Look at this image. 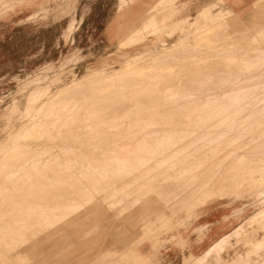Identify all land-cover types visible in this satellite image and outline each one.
Wrapping results in <instances>:
<instances>
[{
    "label": "rangeland",
    "instance_id": "rangeland-1",
    "mask_svg": "<svg viewBox=\"0 0 264 264\" xmlns=\"http://www.w3.org/2000/svg\"><path fill=\"white\" fill-rule=\"evenodd\" d=\"M75 1V8L71 10L69 15L61 17V19L55 21L54 15L56 11L70 8L72 4L71 0H0V21H9L11 25H26V27H28V29L31 31L28 32V34H31L32 32L36 33L40 29H46L51 24L57 23L67 16H72V20L70 21V23H68L67 27L64 26L61 28L62 35L60 41L63 43L58 42L56 44L57 51L59 52L58 55L55 54V56L52 57V55H49V53H47V57H49L50 59L43 60L39 65H33L35 64L33 62V66L30 68L21 67L22 69L17 71L15 74L0 76V112L5 110V108L9 107L13 103L19 104L21 106L20 113L14 115L13 117V125H25L32 119V116L35 115L37 107L42 104L43 101L47 100L51 93L53 94L57 92V90L64 84H67L71 80L84 75L89 68L96 65V61H99L100 58L105 57L110 53H114L113 56L106 60V62L104 63V68L100 67L101 69H99L98 67L99 70H105L108 72L112 69H119L122 67L125 61L129 60V58L138 59L143 64L140 68H137L135 70L144 69L150 72V70H155L161 67H174L172 68V70H170L171 72L169 71L164 73V76L162 75L164 79H160L162 78V76L158 77L157 80L149 79L145 81L146 79H144L139 83L140 86L142 84V87H140L138 86V83L136 81L133 82V80L136 79V76L133 75L130 78H125L126 80H123L122 84H118L115 86V96L113 93L109 97L102 98L100 100V103L99 101L94 102L95 104L92 102V105L82 104L79 101L78 102L81 105L73 102V104H68L67 110L69 111H67L63 115L60 114L55 117L52 116L43 118L50 132L49 134L47 133L46 135H44V137H42V141H39L41 145L40 148L36 147V144L32 141V139L26 141L29 143V147H27L29 149L28 151L32 152L31 155L25 156L26 162L23 160V165H21L22 163H20L14 168H8V170L5 171L0 170V173L2 175V177L0 178V190L9 189L12 193L15 194L10 198V201L8 199L6 204L3 205V208H1L2 222L6 224L8 223L6 226L2 223V227H6L5 229L7 231H10V228L12 227H10L9 225H11L13 226L12 230H15L16 227L18 230V232H16L17 230L14 231L16 233H13L12 230L10 232H7L10 233L9 235L5 233L6 230L3 228L4 231L1 230L2 232L0 233V235L2 236H0L1 239L4 240V242H2L4 247L7 245H10L11 247H8V249H11L12 253L9 254L10 252L8 250L6 255L7 257H10V264H264V195L256 199L254 198L255 195L249 196L245 194V191L248 192L245 183L243 185H237L241 181L240 177L243 178L246 173L263 169V165H258V162H260L259 160H261V162L264 161V127L262 126L264 125V117L258 116V118L260 117L258 119L257 116L251 115V119L248 118L249 120H252L251 122L253 124L251 126V123L248 124V122L245 121V119L247 120V117L245 115L248 114L249 111H252L251 113H253V110L255 111V108L257 109V106L260 108L258 113L262 115V111L264 112V43H262L264 41V26L262 24H257V22L255 21L248 23L240 20L232 11L223 8V6L221 7L223 3L221 0L220 3L217 2L211 5H207L208 7L206 8L203 7L202 9L204 10L200 9L194 17H192L193 13L191 14V9L186 8L184 5L178 3L179 0H171L165 7L159 6L157 9L159 13L161 12L167 14V19L165 21L166 23L162 24V22H160L159 24V22L155 21L154 17H152L151 21H149V19L145 20L144 22L151 24V26L137 27L138 32L135 38L136 40L134 42L126 39V35L124 36V33H127L128 30L130 31L131 29H127L123 26H118L115 28L114 21L112 27L107 29V32L106 29H103L102 31L100 29L97 31L96 36H93V34L91 33L86 35V32H84V35L80 39L81 42L78 43L77 40L80 37L81 33L76 32L77 27L79 26V22L77 23L74 15L80 0ZM47 8H50L48 12L45 11ZM113 13L114 11H111L108 15V18ZM204 13H206L205 16ZM206 16L208 17L206 18ZM212 16L216 17L214 18ZM132 22L133 20H130L128 23ZM137 24H139V22H137ZM72 26H74L72 29V33L67 36L66 30L70 29ZM254 26L257 27L255 28ZM208 27L209 29L211 28L210 31L208 30ZM90 29L88 28L89 31ZM246 30L250 33H247ZM115 32H117L116 35ZM15 33H18V31H16ZM196 33H198L197 39L192 38L194 35H196ZM85 36H88V42ZM127 38H129V36ZM98 39L100 40V42L98 41ZM20 40L22 39H19V41ZM123 40L124 42H122ZM193 40L195 41V43L193 42ZM175 48L177 50H175ZM168 49L171 50L169 51ZM248 72L251 74H249ZM254 72L256 75L254 74ZM168 73L171 75H169ZM83 77L87 79V81H90L91 79H97L95 78L96 76L93 75ZM153 80L154 82H150ZM148 85L150 86V89L158 91V96L155 95L153 99L152 97L147 99V97L149 96H137V93H139V91H142L141 88L148 87ZM73 87L88 90L90 88H99L101 86L97 84L92 85V83L87 82L84 84H75ZM116 87L120 90L117 91ZM131 87H135V90H131ZM254 87L256 88V91L254 90ZM33 88L35 89L34 91ZM129 88L133 93L129 91ZM248 88H250V90ZM242 89L246 91H243ZM169 94L171 95L169 96ZM245 94H247V97H245ZM255 94H259L258 97L262 96V98H257L258 101L255 100L257 97ZM32 96H34L33 99H31ZM135 96H137L138 98ZM172 97L173 99H179L175 101L172 99ZM249 97H251L252 99H250ZM247 101H250V104H246ZM105 102L107 103V105L105 104ZM261 103L263 104V106L261 105ZM73 105H75V107ZM87 105L88 109H98L96 110L97 112L90 110L91 114L89 113L90 115H87ZM93 105H95L96 107ZM76 106L80 109L83 107L85 111L83 109H78ZM103 108H107L108 111L104 110ZM190 109L191 112L188 113ZM102 110H104L108 114V116L106 113L103 114L104 111L102 112ZM154 111H156V114L154 113ZM195 111L199 113H197V116H195ZM146 112H149V115ZM233 112H238V115H235ZM121 113L122 115L126 113L124 115V117H126H122ZM179 113H181L182 115H180ZM94 115L97 116L95 117ZM241 117L243 118L244 122L241 121ZM72 118H74V120ZM87 118L89 119L87 120ZM252 118H255V121ZM185 119L187 120V124L186 122L184 123ZM50 120L51 122H48ZM63 120L64 122H62ZM244 123L249 125L248 128ZM5 125L6 122L0 120V144L6 142L8 140V136H10V130L7 128L5 129ZM144 126L145 128H142ZM242 126L243 128H241ZM261 126L263 128H261ZM67 127H70L71 132ZM255 128L261 130L256 131L257 129ZM247 130L250 132H248ZM255 131L258 133H255ZM240 132H242L243 134H239ZM17 134V132H14V134L12 135L13 137H11L9 141H11V139L12 141L13 139L16 140ZM90 136H93L92 141L95 144L91 140H89L91 139ZM246 136L248 137V139H244V137ZM112 138H114L115 140H112ZM106 140L109 142H107ZM230 140L235 141L231 142ZM45 141L47 142L45 143ZM101 141H106V143L104 142L102 143V145L98 144V146L97 143L101 144ZM184 141H186L187 144ZM237 141L238 143H236ZM114 142L117 144H115ZM167 142H172L173 144H169ZM130 143L132 144V146L135 145L134 148H131ZM163 143L165 145L164 147L163 145L161 147L160 145ZM232 143H234V145L237 144V146L235 145L236 148L232 147ZM103 144L106 145L104 146ZM144 144L145 146H143ZM82 145L83 147H81ZM111 145L113 146L110 147ZM216 145H218L219 147L223 145V149L222 147L218 148V146L216 149ZM109 147L112 149H110ZM243 147L244 149H242ZM2 148L3 147L0 145V150ZM211 148L213 150H211ZM240 149H242L243 152ZM133 150H137L138 153L137 151L133 152ZM142 150L149 153L145 154V152H143ZM216 150L218 151V153H215ZM139 151L140 153H142L140 154ZM202 151H204V154L201 153ZM207 151H215V156L211 154V152L208 153ZM126 153L128 154L126 155ZM132 153L137 154L133 155ZM237 153L238 155H236ZM194 154H196L197 156ZM200 154H202L201 157L196 158ZM205 154H207L208 157ZM186 156L189 159L194 157L195 158L190 159L189 161ZM213 156L215 158H213ZM40 157H42L43 160ZM87 157H89V159ZM104 157L106 160L104 159ZM107 157H116V159L114 158L115 162L114 159L110 158V162L107 161ZM130 157L131 159L133 158V163ZM140 157L142 158L141 162L143 163L140 162ZM203 157L204 160H201L203 159ZM209 157H211L212 159ZM229 157H231V161L230 159H228ZM165 158H167L168 160ZM125 159L127 160V162H131V164L129 162H124ZM149 159L150 161L148 162L147 160ZM223 159L225 160V162L228 161V164L225 163ZM121 160L124 161L121 162ZM158 160L160 161V163ZM217 160H221V162L219 161V163ZM117 161H119L118 164L120 165V167L124 165L123 167H121L122 169L117 164ZM207 161L209 162L204 163ZM107 162L112 164L109 165ZM114 163L115 165L112 166ZM125 163L128 165H125ZM149 163L151 164L149 165ZM132 164H135V166H132ZM131 168H134V170H131ZM145 169H147V171H145ZM119 170L122 173H120ZM122 170L124 171V177L122 176ZM194 170L196 171L194 172ZM103 172L105 176L103 175ZM108 175L109 178L107 177ZM126 175H128V177ZM102 176L104 178H102ZM112 176L116 178H111ZM167 176L169 177V179H167ZM232 176L235 178H233ZM238 176L240 179L238 178ZM145 177H147V179H145ZM217 177L221 178L218 180ZM226 177H228V180L226 179ZM263 178L264 173L261 170L257 178H251V181L249 182L250 187L254 188L256 191H264V182H262ZM108 180L110 181L109 184ZM135 180L137 182H135ZM101 181L102 186L99 184L101 183ZM143 181L148 187L152 182V187L148 188L147 186H143L145 185ZM2 182H4L3 184H6L7 186L4 187ZM75 182L76 184H74ZM77 183H80V185H78ZM104 183L107 187H103ZM133 183H135L136 187H134L135 185H133ZM142 183L143 185H141ZM85 184L87 186H90V188L85 186ZM69 185L70 189L72 187L71 190H69ZM73 186H76L77 188H74ZM119 186H122L123 188H120ZM67 187L68 189L66 190ZM110 187L112 190L110 189ZM94 188H99V190H96ZM113 188L115 189V191H118L114 192ZM151 188L155 189L152 190ZM62 189H64V191ZM88 189H90L88 193L92 194L87 196L86 194ZM161 189H164V193H162ZM68 190L71 192H69ZM120 190L125 193V195L120 192ZM170 190L172 192H170ZM106 191L108 192L106 193ZM127 191H130V193H127ZM152 191L157 192L153 193ZM215 191L221 192L215 195ZM54 192H56L57 196ZM66 192H69L68 194H70V196H66ZM79 192L82 194H79ZM93 192H95L96 194ZM202 192L206 194L212 193L215 196L210 200V197L207 196L208 194H203L205 199L202 201H198V198L203 197ZM240 192L241 194H239ZM60 193H63V195H65L63 196ZM73 193H75V195ZM134 193L138 194L134 195ZM151 193L158 199L162 198L160 199V201H164V198L174 200L172 203H174V205H176L177 207V214L175 216L173 215L172 221L170 223V228H172V230H165L164 228H162V222L159 221V217H154L157 216V213L153 211H147L146 228L139 231L130 230L128 241L125 242L124 238L127 239V237L124 236L125 233L123 224H121V222L126 219V216H128L127 214H131L132 212L136 211L143 204V201H147L148 198L150 199L153 196L150 195ZM170 193H172V196L170 195ZM80 195L82 196V198ZM102 195H104L105 198L102 197ZM136 195H139L138 198ZM244 196L245 198H243ZM48 197L49 201L51 202L48 201ZM71 197L73 198V200ZM79 197L80 199H78ZM44 198L45 200L47 199L46 201H48L49 204L45 200H42ZM236 198H239L240 200L236 201ZM37 199H41L42 201H38ZM100 199H102L103 202ZM96 200L98 201L95 202ZM105 200L109 201L106 202ZM179 200L181 201L179 202ZM40 201L41 204H43L42 202L45 201L44 203L46 204H43V206L45 205L47 207L51 205L49 207L54 208V210L52 208L51 210L49 207H45L46 211H43V206L41 204H38V202ZM54 201H56L57 204ZM91 201L94 203H91ZM53 202L54 204H56V206L53 204ZM188 202H191L194 205H191ZM62 203L66 204L62 205ZM79 203H81V205ZM36 204L41 207L37 208L39 206H37ZM10 205L11 209L13 210L12 213H16H13L15 214V217H13V214L10 211ZM24 207H26L27 210L24 209ZM218 207L224 209L223 223L226 226H229L230 231L224 234L222 237H220V239L216 240L215 243H213L203 251L199 253L193 252V250L191 249V241L189 239L190 235H195V240L193 242L194 245H200L201 243H203V240L205 239V237H207L209 225H207L206 223L204 225H199V220L208 212L213 211ZM63 208H65V212L62 211ZM16 210L18 213L16 212ZM22 210H25L26 213H24V211ZM40 210H42L43 214ZM94 210L96 211L94 212ZM108 210L111 212V214H107L106 217L105 214L109 212ZM39 211L40 215L38 214ZM83 211L85 212L83 213ZM90 211H93L94 213H91ZM123 211L125 212L123 213ZM234 211H236L235 213H238L236 214L238 216L237 220L232 217ZM77 212H79V215ZM67 213H70V215L68 216ZM90 213L92 215H95L92 216L90 215ZM80 214L83 217L80 216ZM84 214L89 215L90 218L88 216L84 217ZM121 214L123 217L121 216ZM16 216L17 218L19 217L17 224L15 222V219H17ZM36 217L37 219H35ZM77 217L78 219H76ZM3 218L8 219H6V221ZM33 219H35V222ZM81 219H83V222L81 221ZM100 219H103L102 225ZM85 221H87V224ZM91 221L95 223H92ZM19 222L20 225L23 224L22 226H20L21 228L18 227ZM90 222L93 226L90 224ZM96 222L100 224L98 225ZM107 222L111 225L107 224ZM39 223L41 225L43 223V225L41 226ZM25 224L27 225V227ZM95 224H97L98 227H96ZM181 224H187L189 225V228L185 229L184 227H182L180 229ZM103 225L105 228L107 227V230H105ZM100 226H102V231H100ZM23 228L25 230H23ZM21 229L24 232H22ZM91 229L94 231H92ZM186 230L189 234L188 237L186 236ZM92 232L93 234H95L93 235ZM179 232L182 236L185 237L186 240H184V242L178 241L177 234ZM24 233L25 235H23ZM20 235L22 236V240H20ZM102 237L106 239L104 240ZM18 239L20 240V242L18 241ZM88 239H90V241H88ZM13 240L14 242L18 241L19 244H21L19 245L18 242H15L11 246ZM32 240L35 244H37L33 245ZM27 243L31 244L29 245ZM30 246L31 249H34L30 250ZM27 248L29 249L27 250ZM175 251L176 253L178 252L179 259L178 261L173 262L169 254ZM70 254L72 256H69ZM190 255H193V259L186 262L185 258L189 257ZM16 256L17 258H20L17 259ZM35 257L37 259H35ZM12 259L14 260V262L17 261V263H14ZM22 260L23 262H25L21 263ZM0 264L9 263H2V260L0 258Z\"/></svg>",
    "mask_w": 264,
    "mask_h": 264
},
{
    "label": "bare ground",
    "instance_id": "bare-ground-1",
    "mask_svg": "<svg viewBox=\"0 0 264 264\" xmlns=\"http://www.w3.org/2000/svg\"><path fill=\"white\" fill-rule=\"evenodd\" d=\"M71 2H72V4H71V7L70 8H68V9H62V10H57L56 11V13H55V21H57V20H59V19H61V17H64V16H66V15H69V13L71 12V10L72 9H74L75 8V0H71ZM264 2V1H263ZM262 4V3H261ZM264 4V3H263ZM141 6V5H140ZM54 9V8H53ZM50 10V8H47L45 11L46 12H48ZM55 10V9H54ZM202 10H204V9H202ZM218 12V11H217ZM210 13V12H209ZM228 13V12H227ZM229 13H231V12H229ZM132 14V13H131ZM199 15H200V13H199ZM206 15V13H204V16ZM232 15H233V13H232ZM133 16H134V13H133ZM211 16V15H210ZM202 17V16H201ZM208 16H206V18H207ZM212 17H214V16H212ZM216 17V16H215ZM214 17V18H215ZM129 18V17H128ZM210 18V17H209ZM50 19V18H49ZM63 20V19H62ZM212 20V19H211ZM210 20V21H211ZM263 21V20H262ZM264 23V22H263ZM246 24V23H245ZM258 24V23H257ZM247 26V25H246ZM73 27L74 26H72L70 29H67L66 30V35L67 36H69L71 33H72V29H73ZM213 27H216V26H213ZM249 27V26H248ZM255 27V26H254ZM257 27V26H256ZM255 27V28H256ZM199 28V27H198ZM250 28V27H249ZM248 28V29H249ZM253 28V27H252ZM251 28V29H252ZM263 28V27H262ZM196 29V28H195ZM200 29V28H199ZM211 29V28H210ZM210 29H209V27H208V30L210 31ZM245 31V30H244ZM247 31V30H246ZM249 31H250V29H249ZM249 31H247V33L249 32ZM137 32H138V30L136 29V27H134V28H131V30L129 31L128 30V32H127V35H126V39H129V41H131V42H134L136 39V36H137ZM196 32V31H195ZM251 32V31H250ZM249 32V33H250ZM245 33V32H244ZM254 33V32H253ZM255 34V33H254ZM197 35H198V33H196V35H194L192 38H194V39H197ZM129 36V38H127ZM125 38V37H124ZM264 39V38H263ZM116 41V40H115ZM122 42H124V40L122 41ZM121 42V43H122ZM193 42L195 43V41L193 40ZM262 43H264V41L262 42ZM117 44V43H116ZM260 44H261V42H260ZM114 46V45H113ZM117 46H119V45H117ZM116 48H118V47H116ZM169 51L171 50V49H168ZM175 50H177L176 48H175ZM110 51V50H109ZM173 52V51H172ZM106 53H107V51H106ZM109 54V53H108ZM113 54L114 53H110L109 55H106L105 57H102V58H100V63H99V61H96V65L94 66V67H91V68H89L88 69V71L84 74V75H82L81 77H77L76 79H73V80H71L69 83H67V84H64L63 86H61L58 90H57V92H55V93H51L50 94V96L48 97V99L47 100H45V101H43L42 102V104H40L38 107H37V110L35 111V115H33L32 116V119L30 120V121H28L25 125H20V126H16V125H13V117H14V115H16V114H19L20 113V111H21V106L19 105V104H16V103H13L12 105H10L9 107H7V108H5V110H3L2 112H0V120H3V121H5L6 122V125H5V129L7 128V129H9L10 131H9V133H10V136H8V140L6 141V142H4L3 144H0L3 148L0 150V170L1 171H5V170H8V168H14L16 165L18 166V164H20V163H22L21 165H23V160L25 161V156H29V155H31L32 154V152L31 151H28L29 149L27 148V147H29L28 146V142H26V141H28V140H30V139H32V141L33 142H35V144H36V147H39L40 148V142L39 141H42L41 139H42V137H44V135H46L47 133L49 134V132H50V130L48 129V127H47V124H45L46 122L44 121V119L43 118H45V117H52V116H57V115H63L64 113H66L67 111H69V110H67L68 109V104H73V102H76L77 104H80L79 102H81L82 104H91L92 105V102L94 103V102H96V101H99V103H100V100L102 99V98H106V97H109L110 95H112L114 92H115V86L116 85H118V84H122V81L123 80H126L125 78H130L131 76H133V75H135L136 76V79L135 80H133V82H137L138 83V86H140L139 85V83L142 81V80H144V79H146L145 81H147V80H149V79H155V80H157L158 79V77H161L164 73H166V72H169L170 70H172V68L174 67H172V66H167V67H161V68H158V69H155V70H150V72L149 71H146V70H135V69H137V68H140L143 64L138 60V59H135V58H129V60H127V61H125V63L122 65V67L121 68H117V69H112V70H110V71H105V70H99V69H101L102 67L104 68L105 67V62H106V60H108L111 56H113ZM169 54V53H168ZM173 54V53H172ZM171 55V54H170ZM104 56V55H103ZM101 57V56H100ZM84 60V59H83ZM143 61V60H142ZM123 62V61H122ZM145 63V62H144ZM252 64V63H251ZM256 66V65H255ZM98 67H99V69H98ZM101 67V68H100ZM165 68V69H164ZM171 72V71H170ZM148 73H149V76H148ZM249 73V72H248ZM247 73V74H248ZM169 74V73H168ZM177 74V73H176ZM249 74H251V73H249ZM254 74H255V72H254ZM96 76L95 78H97V79H91L90 81H87V79H85L83 76ZM169 75H171V74H169ZM168 75V76H169ZM252 75H253V73H252ZM256 75V74H255ZM164 76V75H163ZM162 76V78H160V79H164V77ZM168 76H167V78H168ZM94 78V77H93ZM247 80V79H246ZM251 81V80H250ZM253 81V80H252ZM87 82H89V83H92V85L93 84H97V85H100L101 87H99V88H90V89H88V90H85V89H82V88H74L73 86L75 85V84H84V83H87ZM128 82V81H127ZM149 82V81H148ZM150 82H154V80L153 81H150ZM156 82V81H155ZM257 82V81H256ZM264 82V81H263ZM249 83V82H248ZM251 83V82H250ZM262 83V82H261ZM154 84V83H153ZM152 84V85H153ZM157 84V83H156ZM155 84V85H156ZM253 84H255V83H253ZM85 85H87V84H85ZM84 85V86H85ZM151 85V84H150ZM258 85H259V82H258ZM258 85H256V86H258ZM122 86V85H121ZM179 86V85H178ZM255 86V87H256ZM83 87V86H82ZM140 87H142V84H141V86ZM143 87H145V86H143ZM150 86L148 85V87H145V88H141V90L142 91H139V93H137V96L138 95H143V96H149V97H147V99L148 98H150V97H152V99H153V97L155 96V95H157L158 93V91L157 90H152V89H150L149 88ZM254 87V90L256 89ZM260 87V86H259ZM132 89L131 90H133L134 88L133 87H131ZM138 88V87H137ZM87 89V88H86ZM116 89H117V87H116ZM153 89H154V86H153ZM158 89V88H157ZM180 89H181V87H180ZM243 89H245V88H243ZM242 89V90H243ZM249 90H250V88H248ZM247 89V90H248ZM252 89V88H251ZM258 89H261V88H258ZM35 89L33 88V91H34ZM39 90V89H38ZM118 90H120V89H117V91ZM124 90V89H123ZM122 90V91H123ZM126 90V89H125ZM128 90V89H127ZM131 90H130V88H129V91L131 92ZM135 90V89H134ZM170 90V89H169ZM253 90V89H252ZM251 90V91H252ZM264 90V89H263ZM175 91V90H174ZM243 91H246V90H243ZM250 91V92H251ZM256 91V90H255ZM74 92H78V93H74ZM124 92V91H123ZM122 92V93H123ZM126 92V91H125ZM128 92V91H127ZM129 92V93H130ZM167 92H168V89H167ZM169 92H171V91H169ZM253 92V91H252ZM262 92V91H261ZM121 93V94H122ZM131 93H133V92H131ZM165 93H166V91H165ZM165 93H164V95H165ZM177 93V92H176ZM257 93V92H256ZM115 94L116 93H114V96H115ZM174 94V93H173ZM251 94V93H250ZM254 94V93H253ZM261 94V93H260ZM49 95V94H48ZM171 94H169V96H170ZM175 95V94H174ZM247 94H245V97H247L246 96ZM252 95V94H251ZM257 97H256V99L255 100H257V98H262V96H260V97H258V95L257 94H255ZM117 96H119V95H117ZM122 96V95H121ZM125 96V95H124ZM128 96H129V94H128ZM137 96H135V97H137ZM158 96V95H157ZM173 96V95H172ZM176 96V95H175ZM174 96V97H175ZM200 96V95H199ZM232 96V95H231ZM254 96V95H253ZM33 97L34 96H32L31 97V99H33ZM112 97V96H111ZM130 97H132V96H130ZM134 97V96H133ZM140 97V96H139ZM160 97H162V96H160ZM164 97V96H163ZM233 97V96H232ZM252 97V96H251ZM251 97H249L250 99H252ZM138 98V97H137ZM141 98V97H140ZM180 98H181V96H180ZM189 98V97H188ZM224 98V97H223ZM239 98V97H238ZM255 98V97H254ZM131 99H134V98H131ZM146 99V98H145ZM167 99H169V98H167ZM171 99V98H170ZM172 99H173V97H172ZM179 99V98H178ZM178 99H173V100H178ZM199 99V98H198ZM203 99V98H202ZM234 99V98H233ZM127 100V99H126ZM166 100V99H165ZM239 100V99H238ZM237 100V101H238ZM262 100V99H261ZM79 101V102H78ZM105 101V100H104ZM113 101V100H112ZM124 101V100H123ZM169 101H171V100H169ZM231 101H232V99H231ZM244 101V100H243ZM258 101V100H257ZM126 102V101H125ZM180 102V101H179ZM253 102V101H252ZM99 103H96V104H99ZM234 103H235V101H234ZM247 103H249L250 104V101L248 102H246V104ZM260 103V102H259ZM258 103V104H259ZM264 103V102H263ZM75 104V103H74ZM95 104V103H94ZM105 104L107 105V103L105 102ZM112 104V103H111ZM171 104V103H170ZM245 104V105H246ZM257 104V105H258ZM76 105V104H75ZM75 105H73L74 107H75ZM81 105V104H80ZM80 105H79V107H80ZM88 105H87V115H90L91 114V112H90V110H93V109H88ZM102 105V104H101ZM105 105V106H106ZM173 105V104H172ZM171 105V106H172ZM205 105V104H204ZM236 105V104H235ZM239 105V104H238ZM261 105L263 106V104L261 103ZM28 106H29V104H28ZM72 106V107H73ZM83 106V105H82ZM81 106V107H82ZM93 106H95V105H93ZM98 106V105H97ZM103 106V105H102ZM117 106V105H116ZM181 106V105H180ZM233 106V105H232ZM248 106H250V105H248ZM260 106V105H259ZM77 107V106H76ZM79 107H77L78 109H80ZM91 107V106H90ZM89 107V108H90ZM96 107V106H95ZM203 107V106H202ZM217 107V106H216ZM240 107V106H239ZM247 107V106H246ZM252 107V106H251ZM27 108V107H26ZM76 108V109H77ZM92 108V107H91ZM94 108V107H93ZM100 108V107H99ZM178 108V107H177ZM229 108V107H228ZM261 108H263V107H261ZM30 109V108H29ZM71 109V108H70ZM81 109H83V107L81 108ZM80 109V110H81ZM104 109V108H103ZM108 109H109V107H108ZM158 109H160V108H158ZM196 109H197V107H196ZM231 109V108H230ZM242 109V108H241ZM249 109H250V107H249ZM264 109V108H263ZM84 110V109H83ZM96 110H98V109H94L93 111H95V112H97ZM104 110H107V108H105ZM104 110H102V112L104 111ZM260 110V108L257 106V109L255 108V111L253 110V113H251L252 111H249L248 112V114H246L245 116L247 117V120L245 119V121L246 122H248V124L249 123H251V126H252V120H249V119H251L250 117H251V115H255V116H257V118H258V116H263L264 117V112L262 111V115L260 114V113H258V111ZM27 111V110H26ZM85 111V110H84ZM108 111V110H107ZM151 111V110H150ZM149 111V112H150ZM182 111V110H181ZM186 111H187V109H186ZM196 111H199V110H196ZM194 112V113H196V115L195 116H197V113L198 112ZM241 111V110H240ZM244 111V110H243ZM28 112V111H27ZM148 112V113H149ZM153 112V111H152ZM183 112V111H182ZM189 112H191V109H190V111H188V113ZM246 112V111H245ZM69 113V112H68ZM68 113H67V115H68ZM90 113V114H89ZM101 113V112H100ZM104 113H106L105 111L103 112V114ZM136 113V112H135ZM145 113V112H144ZM143 113V114H144ZM147 113V112H146ZM147 113V114H148ZM154 113L156 114V111H154ZM194 113H192V114H194ZM221 113V112H220ZM234 113V112H233ZM232 113V114H233ZM241 113V112H240ZM239 113V114H240ZM244 113V112H243ZM23 114V113H22ZM21 114V115H22ZM70 114V113H69ZM85 114V115H86ZM107 114V113H106ZM126 114V113H125ZM125 114H123L122 115V113H121V116L122 117H124V115ZM180 115H182L181 113H179ZM192 114H191V116H192ZM199 114V113H198ZM228 114H229V112H228ZM235 115L237 114L238 115V112H235L234 113ZM242 114V113H241ZM240 114V115H241ZM260 114V115H259ZM24 115V114H23ZM66 115V114H65ZM65 115H64V117H65ZM98 115V114H97ZM96 115V116H97ZM100 115H102V114H100ZM132 115V114H131ZM135 115H138V114H135ZM145 115V114H144ZM149 115V114H148ZM186 115H187V112H186ZM185 115V116H186ZM203 115V114H202ZM234 115V116H235ZM76 116V115H75ZM95 116V115H94ZM95 116V117H96ZM107 116H108V114H107ZM130 116V115H129ZM174 116V115H173ZM242 116H244V115H242ZM70 117V116H69ZM126 117V116H125ZM124 117V118H125ZM131 117V116H130ZM170 117V116H169ZM182 117V116H181ZM190 117V116H189ZM216 117V116H215ZM254 117V116H253ZM85 118V117H84ZM183 118V117H182ZM191 118V117H190ZM242 118V117H241ZM249 118V119H248ZM256 118V119H257ZM260 118V117H259ZM258 118V119H259ZM61 119V118H60ZM64 119V118H63ZM69 119V118H68ZM73 120H74V118H72ZM89 118H87V120H88ZM127 119V118H126ZM178 119V118H177ZM176 119V120H177ZM184 119V118H183ZM205 119V118H204ZM253 119V118H252ZM53 120V119H52ZM65 120V119H64ZM64 120L62 121V122H64ZM72 120V121H73ZM90 120H92V119H90ZM90 120H89V123H90ZM175 120V119H174ZM202 120V119H201ZM221 120V119H220ZM254 121H255V118L253 119ZM82 121H83V119H82ZM128 121V120H127ZM132 121V120H131ZM134 121V120H133ZM187 120L185 119V121H184V123L186 122ZM190 121V120H189ZM188 121V122H189ZM236 121V120H235ZM241 121H243V118L241 119ZM48 122H51V120L50 121H48ZM203 122V121H202ZM201 122V123H202ZM244 122V121H243ZM262 122H263V119H262ZM68 123V122H67ZM85 123H87V122H85ZM151 123V122H150ZM183 123V122H182ZM227 123V122H226ZM238 123H240V122H238ZM66 124V123H65ZM95 124H96V122H95ZM186 124H187V122H186ZM221 124V123H220ZM243 124V123H242ZM244 124H246V123H244ZM255 124H256V122H255ZM259 124V123H258ZM57 125V124H56ZM185 125V124H184ZM241 125V124H240ZM94 126V125H93ZM183 126V125H182ZM231 126V125H230ZM239 126V125H238ZM246 126H247V128H248V126L249 125H247L246 124ZM246 126H244V127H246ZM250 126V127H251ZM256 126V125H255ZM263 127H264V125H262ZM261 126V128H263ZM147 127V126H146ZM185 127V126H184ZM188 127V126H187ZM240 127V126H239ZM249 127V128H250ZM259 127V126H258ZM67 128H69V131L71 132V130H70V127H67ZM72 128V127H71ZM142 128H145V126L144 127H142ZM214 128H216V127H214ZM241 128H243V126L241 127ZM240 128V129H241ZM253 128V127H252ZM183 129V128H182ZM231 129V128H230ZM245 129V128H244ZM255 129H257V128H255ZM254 129V130H255ZM68 130V129H67ZM75 130V129H74ZM220 130V129H219ZM233 130V129H232ZM242 130V129H241ZM249 130V129H248ZM247 130V131H248ZM259 129H257L256 131H258ZM261 130V129H260ZM259 130V131H260ZM56 131V130H55ZM69 131H67V132H69ZM197 131V130H196ZM226 131V130H225ZM229 131V130H228ZM240 131V130H239ZM255 131V133H258V132H256ZM14 132H17L18 134H17V139L16 140H14L13 139V141H12V139H11V141H9V139L11 138V137H13L12 135L14 134ZM223 132V131H222ZM238 132V131H237ZM248 132H250V131H248ZM254 132V131H253ZM60 133V132H59ZM212 133V132H211ZM242 132H240L239 134H241ZM243 133H244V131H243ZM242 133V134H243ZM246 133V132H245ZM92 134V133H91ZM94 134V133H93ZM222 134V133H221ZM233 134H235V133H233ZM248 134V133H247ZM90 135V134H89ZM95 135V134H94ZM238 135V134H237ZM244 135H246V134H244ZM252 135V134H251ZM112 136H114V135H112ZM111 136V137H112ZM208 136V135H207ZM225 136V135H224ZM230 136V135H229ZM240 136V135H239ZM248 136V135H247ZM244 137V139L246 138V139H248V137ZM253 136V135H252ZM92 137L93 136H90V138L91 139H89V140H91L92 141ZM172 137V136H171ZM180 137H182V136H180ZM186 137V136H185ZM241 137H242V135H241ZM250 137V136H249ZM4 138V137H3ZM52 138V137H51ZM224 138V137H223ZM114 138H112V140H113ZM158 139V138H157ZM175 139V138H174ZM184 139H186V138H184ZM250 139V138H249ZM50 140V139H49ZM48 140V141H49ZM108 140V139H107ZM106 140V141H107ZM110 140V139H109ZM112 140H111V142H112ZM115 140V139H114ZM179 140V139H178ZM195 140V139H194ZM193 140V141H194ZM232 140V139H231ZM230 140V141H231ZM256 140V139H255ZM263 140V139H262ZM31 141V142H32ZM94 141H95V139H94ZM106 141H104L105 143H106ZM118 141V140H117ZM128 141H130V140H128ZM141 141V140H140ZM148 141V140H147ZM165 141V140H164ZM171 141V140H170ZM233 141H235V140H233ZM233 141H231V142H233ZM47 141H45V143H46ZM85 142V141H84ZM88 142V141H87ZM90 142V141H89ZM93 142V141H92ZM99 142V141H98ZM104 142H102L101 141V144L100 143H97V145L99 144V145H102V143H104ZM107 142H109V141H107ZM183 142V141H182ZM184 142H186V141H184ZM241 142H242V140H241ZM44 143V142H43ZM70 143V142H69ZM94 143V142H93ZM92 143V144H93ZM115 143V142H114ZM127 143V142H126ZM129 143V142H128ZM161 143V142H160ZM167 143H169V142H167ZM170 143H172V142H170ZM169 143V144H170ZM228 143V142H227ZM230 143V142H229ZM236 143H238V141L236 142ZM95 144V143H94ZM115 144H117V143H115ZM131 144V143H130ZM173 144V143H172ZM186 144H187V142H186ZM233 145H232V147H235V145L237 146V144H235L234 145V143H232ZM44 145V144H43ZM46 145V144H45ZM65 145V144H64ZM86 145V144H85ZM98 145V146H99ZM104 145V144H103ZM106 145V144H105ZM104 145V146H105ZM141 145V144H140ZM162 145H163V147H164V143L163 144H161L160 146L162 147ZM182 145V144H181ZM242 145V144H241ZM240 145V146H241ZM48 146V145H47ZM46 146V147H47ZM67 146V145H66ZM72 146V145H71ZM95 146V145H94ZM113 145H111L110 147H112ZM131 146V148L133 147L134 148V146H132V144L130 145ZM142 146V145H141ZM143 146H145V144L143 145ZM160 146H158V147H160ZM204 146V145H203ZM208 146V145H207ZM217 146L218 145H216V149H217ZM223 145H221L220 147H222ZM226 146V145H225ZM231 146V145H230ZM45 147V148H46ZM81 147H83V145L81 146ZM81 147H80V149H81ZM85 147V146H84ZM89 147V146H88ZM87 147V148H88ZM97 147V146H96ZM95 147V148H96ZM109 147V148H110ZM124 147V146H123ZM151 147H153V146H151ZM157 147V146H156ZM188 147V146H187ZM219 146H218V148H220ZM227 147V146H226ZM231 147V148H232ZM239 147V146H238ZM250 147V146H249ZM248 147V148H249ZM264 147V146H263ZM86 148V149H87ZM108 148V149H109ZM114 148H117V147H114ZM143 148V147H142ZM186 148V147H185ZM206 148V147H205ZM230 148V147H229ZM229 148H228V150H229ZM236 148V147H235ZM235 148H234V150H235ZM246 148H247V146H246ZM245 148V149H246ZM252 148V147H251ZM258 148V147H257ZM65 149V148H64ZM75 149V148H74ZM110 149H112V148H110ZM119 149H121V148H119ZM155 149V148H154ZM222 149H223V147H222ZM226 149V148H225ZM224 149V150H225ZM242 149H244V147L242 148ZM242 149H240V150H242ZM37 150V149H36ZM40 150V149H39ZM63 150V149H62ZM102 150H104V149H102ZM115 150V149H114ZM123 150V149H122ZM140 150V149H139ZM148 150V149H147ZM161 150V149H160ZM185 150V149H184ZM210 150V149H209ZM208 150V151H209ZM211 150H213L212 148H211ZM219 150V149H218ZM227 150V149H226ZM232 150V149H231ZM238 150H239V148H238ZM258 150V149H257ZM263 150V149H262ZM121 151V150H120ZM137 151V150H136ZM135 150H133V152H136ZM143 151V150H142ZM170 151V150H169ZM186 151V150H185ZM207 151V152H208ZM261 151V150H260ZM260 151H259V153H260ZM38 152V151H37ZM40 152V151H39ZM65 152V151H64ZM115 152H116V150H115ZM128 152V151H127ZM132 152V151H131ZM143 152H145V151H143ZM154 152V151H153ZM200 152V151H199ZM204 151H202L201 153H203ZM205 152H206V150H205ZM211 152V151H210ZM210 152H208V153H210ZM213 152V153H212ZM211 152V154H213L214 156H215V153H218V151L216 150V152L215 151H212ZM215 152V153H214ZM242 152H243V150H242ZM246 152V151H245ZM87 153V152H86ZM108 153V152H107ZM110 153V152H109ZM117 153V152H116ZM137 153H138V151H137ZM137 153H135V154H137ZM139 153H140V151H139ZM142 153V152H141ZM140 153V154H141ZM146 153H149V152H145V154ZM162 153V152H161ZM171 153V152H170ZM184 153V152H183ZM191 153V152H190ZM189 153V154H190ZM251 153V152H250ZM264 153V152H263ZM37 154V153H36ZM111 154V153H110ZM113 154V153H112ZM115 154V153H114ZM119 154V153H118ZM128 153H126V155H127ZM133 154V153H132ZM131 154V155H132ZM135 154H133V155H135ZM140 154H138V155H140ZM144 154V153H143ZM153 154V153H152ZM204 154V153H203ZM243 154V153H242ZM246 154V153H245ZM79 155V154H78ZM109 155V154H108ZM137 155V156H138ZM173 155V154H172ZM181 155V154H180ZM194 155H196V154H194ZM201 155L202 154H200L198 157H196V158H199V157H201ZM207 157H208V155L207 154H205ZM204 155V156H205ZM236 155H238V153L236 154ZM239 155H241V154H239ZM115 156V155H114ZM167 156V155H166ZM182 156V155H181ZM197 156V155H196ZM210 156V155H209ZM213 156V158H215ZM241 156H243V155H241ZM71 157V156H70ZM82 157V156H81ZM126 157V156H125ZM187 157V156H186ZM40 158H42V157H40ZM88 159H89V157H87ZM108 158V157H107ZM110 158V157H109ZM109 158H108V160L107 161H109ZM116 159V157H111L110 159ZM122 158V157H121ZM141 158V157H140ZM169 158V157H168ZM177 158V157H176ZM184 158V157H183ZM188 158V157H187ZM195 158V157H194ZM194 158H190V159H194ZM209 158H211V157H209ZM217 158V157H216ZM220 158V157H219ZM233 158V157H232ZM86 159V158H85ZM93 159V158H92ZM104 159H105V157H104ZM103 159V160H104ZM115 159H114V162H115ZM129 159V158H128ZM130 159H131V157H130ZM133 159V158H132ZM131 159V160H132ZM165 159H167V158H165ZM189 159V158H188ZM190 159H189V161H190ZM206 159V158H205ZM212 159V158H211ZM228 159H230V161H231V157H229ZM227 159V160H228ZM27 160V159H26ZM42 160H43V158H42ZM51 160V159H50ZM73 160V159H72ZM106 160V159H105ZM119 160V159H118ZM145 160V159H144ZM164 160V159H163ZM168 160V159H167ZM177 160V159H176ZM201 160H204V157H203V159H201ZM234 160V159H233ZM120 161V160H119ZM119 161H117V164H118V162ZM124 160H121V162H123ZM134 161H135V159H134ZM138 161V160H137ZM142 161V158L140 159V162ZM148 162L150 161V159L149 160H147ZM146 161V162H147ZM156 161V160H155ZM159 161V160H158ZM157 161V162H158ZM185 161V160H184ZM218 161V160H217ZM220 162H221V160H219ZM218 161V162H219ZM223 161L225 162V160L223 159ZM230 161H229V163H230ZM260 162H258V165H263V169H261L262 171H263V173H264V161L263 162H261V160H259ZM26 162V161H25ZM24 162V163H25ZM63 162V161H62ZM93 162V161H92ZM110 162V161H109ZM109 162H107L109 165H111ZM112 162V161H111ZM124 162H127V160L125 159V161ZM129 162V161H128ZM127 162V163H128ZM139 162V163H140ZM154 162V161H153ZM166 162V161H165ZM198 162H200V161H198ZM209 161H207V162H204V163H208ZM211 162V161H210ZM213 162H215V161H213ZM219 162V163H220ZM49 163V162H48ZM106 163V164H107ZM130 164H131V162H129ZM132 163H133V160H132ZM135 163V162H134ZM141 163H143V162H141ZM159 163H160V161H159ZM171 163V162H170ZM190 163V162H189ZM225 163H227L228 164V161H226ZM225 163H224V165H225ZM231 163H234V162H231ZM107 164V165H108ZM124 164V163H123ZM122 164V165H123ZM136 164V163H135ZM135 164H132V166H135ZM151 163H149V165H150ZM158 164V163H157ZM173 164V163H172ZM176 164V163H175ZM177 164H180V163H177ZM184 164V163H183ZM195 164V163H194ZM212 164V163H211ZM46 165V164H45ZM85 165V164H84ZM108 165V166H109ZM115 165V163L112 165V166H114ZM119 165V164H118ZM125 165H128V164H126L125 163ZM139 165V164H138ZM143 165V164H142ZM142 165H140V166H142ZM159 165V164H158ZM189 165V164H188ZM197 165V164H196ZM200 165V164H199ZM198 165V166H199ZM207 165V164H206ZM208 165H210V164H208ZM223 165V166H224ZM230 165V164H229ZM20 166V165H19ZM61 166H63V165H61ZM91 166V165H90ZM124 166V165H123ZM123 166H121V167H123ZM139 166V167H140ZM145 166V165H144ZM171 166V165H170ZM203 166V165H202ZM27 167V166H26ZM25 167V168H26ZM70 167H72V166H70ZM77 167V166H76ZM119 167H120V165H119ZM120 167V168H121ZM128 167V166H127ZM129 167H130V165H129ZM21 168V167H20ZM60 168V167H59ZM78 168V167H77ZM102 168V167H101ZM119 168V169H120ZM138 168V167H137ZM147 168V167H146ZM54 169V168H53ZM122 169V168H121ZM139 169V168H138ZM143 169V168H142ZM142 169H140V170H142ZM152 169V168H151ZM222 169V168H221ZM39 170V169H38ZM44 170V169H43ZM70 170V169H69ZM118 170V169H117ZM124 170V169H123ZM122 170V171H123ZM125 170H126V168H125ZM128 170V169H127ZM131 170H134V168L132 169L131 168ZM199 170V169H198ZM197 170V171H198ZM261 170H257V171H255L254 170V172H250V173H244L245 175L243 176V178L242 177H240L241 178V181L237 184V185H243L244 183L246 184V188H247V190H248V192L247 191H243L246 195H249V196H253V195H255V197L254 198H256V199H258V197H261L262 195H264V191H256L254 188H251L250 187V181H251V178L252 177H254V178H257V176L259 175V172L261 171ZM48 171V170H47ZM76 171V170H75ZM98 171V170H97ZM106 171V170H105ZM129 171H130V169H129ZM128 171V172H129ZM138 171V170H137ZM144 171V170H143ZM142 171V172H143ZM145 171H147V169H145ZM192 171V170H191ZM196 170H194V172H195ZM45 172V171H44ZM51 172V171H50ZM70 172V171H69ZM108 172V171H107ZM107 172H105V173H107ZM114 172V171H113ZM113 172H112V174H113ZM119 172L120 173H122L120 170H119ZM126 172V171H125ZM169 172V171H168ZM202 172V171H201ZM249 172V171H248ZM65 173V172H64ZM120 173H119V175H120ZM131 173H132V171H131ZM130 173V174H131ZM137 173V172H136ZM225 173V172H224ZM107 174H109V173H107ZM116 174H117V172H116ZM148 174V173H147ZM146 174V175H147ZM17 175V174H16ZM102 175V174H101ZM103 175H104V172H103ZM124 175V171H123V174H122V176ZM133 175V174H132ZM131 175V176H132ZM149 175V174H148ZM156 175V174H155ZM154 175V176H155ZM172 175V174H171ZM4 176V175H3ZM6 176V175H5ZM69 176V175H68ZM85 176H86V174H85ZM105 176V175H104ZM113 176H115V175H113ZM111 177V178H116V177ZM127 177H128V175H126ZM125 176V177H126ZM138 176V175H137ZM136 176V177H137ZM169 176V175H168ZM167 176V177H168ZM179 176V175H178ZM221 176H222V173H221ZM2 177V175H1V173H0V178ZM31 177V176H30ZM47 177V176H46ZM108 178H109V175L107 176ZM124 177V176H123ZM142 177V176H141ZM147 177H149V176H147ZM147 177H145V179H147ZM151 177H152V175H151ZM174 177V176H173ZM228 177H230V176H228ZM228 177H226V179L228 178ZM233 177V176H232ZM231 177V178H232ZM4 178V177H3ZM28 178V177H27ZM40 178H41V176H40ZM39 178V179H40ZM44 178V177H43ZM72 178V177H71ZM91 178V177H90ZM93 178V177H92ZM102 178H104L103 176H102ZM120 178V177H119ZM165 178H166V176H165ZM171 178V177H170ZM215 178H216V175H215ZM221 178V177H220ZM220 178H218L217 177V179L219 180ZM233 178H235V177H233ZM238 178H239V176H238ZM238 178H236V179H238ZM239 178V179H240ZM31 179V178H30ZM62 179V178H61ZM68 179V178H67ZM149 179V178H148ZM167 179H169V177L167 178ZM48 180V179H47ZM90 180V179H89ZM106 180V179H105ZM109 180H112V179H109ZM108 180V181H109ZM117 180V179H116ZM122 180V179H121ZM137 180V179H136ZM135 180V182H137ZM142 180V179H141ZM140 180V181H141ZM158 180H159V178H158ZM165 180V179H164ZM183 180V179H182ZM214 180V179H213ZM228 180V179H227ZM230 180H235V179H230ZM67 181V180H66ZM93 181V180H92ZM103 181V180H102ZM102 181H101V183H99L100 185L102 184ZM107 181V182H108ZM146 181V180H145ZM151 181H152V179H151ZM217 181V180H216ZM63 182V181H62ZM113 182V181H112ZM130 182V181H129ZM164 182H166V181H164ZM163 182V183H164ZM262 182H264V178L262 179ZM4 182H2V184H3ZM30 183V182H29ZM88 183V182H87ZM86 183V184H87ZM106 183V182H105ZM105 183H104V185H103V187H107V186H105ZM110 183V181L108 182V184ZM141 183V182H140ZM143 183H144V181H143ZM143 183L141 184V185H143ZM147 183H148V180H147ZM154 183V182H153ZM1 184V185H2ZM74 184H76V182L74 183ZM78 184V183H77ZM85 184V186H87ZM93 184V183H92ZM98 184V183H97ZM98 184V185H99ZM107 184V185H108ZM115 184V183H114ZM145 184V183H144ZM150 184V183H149ZM155 184H160V183H155ZM162 184V183H161ZM214 184V183H213ZM26 185H29V184H26ZM71 185V184H70ZM70 185L68 186L69 187V190H71L72 189V187H71V189H70ZM78 185H80V183L78 184ZM78 185H76V186H78ZM81 185H83V184H81ZM111 185V184H110ZM121 185H123V184H121ZM133 185H135V183H133ZM138 185V184H137ZM152 185V182H151V184H150V186L149 187H152L151 186ZM177 185V184H176ZM219 185V184H218ZM237 185H235V186H237ZM3 186L4 187H6L7 185L6 184H3ZM3 186H2V189H3ZM17 186V185H16ZM58 186V185H57ZM56 186V187H57ZM72 186V185H71ZM76 186H73L74 188L76 187ZM102 186V185H101ZM129 186H130V184H129ZM132 186V185H131ZM143 186H147L146 184L145 185H143ZM156 186V185H155ZM18 187V186H17ZM35 187H36V185H35ZM68 187L66 188V190L68 189ZM87 187H89L90 188V186H87ZM120 188H123L122 186H119ZM126 187H128V186H126ZM133 187V186H132ZM134 187H136V185L134 186ZM137 187H139V186H137ZM142 187V186H141ZM148 187V186H147ZM148 187V188H149ZM157 187V186H156ZM16 188V187H15ZM73 188V189H74ZM77 188V187H76ZM81 188V187H80ZM99 188H100V186H99ZM99 188L98 189H96V188H94V189H96V190H99ZM38 189V188H37ZM42 189V188H41ZM61 189V188H60ZM59 189V190H60ZM110 189H111V187H110ZM114 189V188H113ZM133 189V188H132ZM134 189H136V188H134ZM138 189V188H137ZM152 189V188H151ZM155 189V188H154ZM154 189H152V190H154ZM250 189V190H249ZM46 190H47V188H46ZM63 191H64V189H62ZM68 190V191H69ZM78 190V189H77ZM81 190V189H80ZM89 190L90 189H88L87 190V196L88 195H91V194H89L88 192H89ZM102 190V189H101ZM103 190H104V188H103ZM112 190V189H111ZM117 190V189H116ZM157 190V189H156ZM162 190V193H164L163 191H164V189H161ZM44 191V190H43ZM50 191V190H49ZM79 191V190H78ZM114 192H117V191H115V189L113 190ZM136 191V190H135ZM138 191H141V190H138ZM149 191V190H148ZM209 191V190H208ZM45 192V191H44ZM53 192V191H52ZM61 192V191H60ZM69 192H71V191H69ZM69 192H66L67 193V195L66 196H70V194H68ZM105 192V191H104ZM108 191H106V193H107ZM120 192H122L121 190H120ZM126 192V191H125ZM144 192V191H143ZM153 192V191H152ZM157 192V191H156ZM156 192H153V193H156ZM166 192V191H165ZM168 192V191H167ZM170 192H172L171 190H170ZM219 192H221V191H219ZM219 192H217V191H215V195H217V193H219ZM55 194H56V192H54ZM65 193V192H64ZM76 193V192H75ZM75 193H73L74 195H75ZM78 193V192H77ZM93 193H95V192H93ZM103 193V192H102ZM123 193V192H122ZM127 193H130V191L128 192L127 191ZM214 193V192H213ZM60 194H62L63 195V193H60ZM79 194H82V193H80L79 192ZM78 194V195H79ZM96 194V193H95ZM104 194V193H103ZM113 194V193H112ZM124 195H125V193H123ZM135 194H138V193H134V195ZM139 194H140V192H139ZM143 194H145V193H143ZM142 194V195H143ZM168 194V193H167ZM205 195L206 193H203L202 192V195ZM208 194V193H207ZM206 194V195H207ZM239 194H241V192L239 193ZM15 194L14 193H12L9 189H5V190H0V233L2 232L1 230H3V228L5 229L6 227H2L3 225H7L6 223H3L2 222V219H1V208H3V205L4 204H6V202L8 201V199H9V201H10V198L11 197H13ZM49 195H51V194H49ZM65 195V194H64ZM63 195V196H64ZM71 195H72V193H71ZM84 195H85V193H84ZM127 195H129V194H127ZM142 195H141V197H142ZM150 195H153L152 193L150 194ZM163 195H165V194H163ZM170 195L172 196V193H170ZM204 195H203V197L202 198H198L197 200L199 201H202V200H204L205 199V197H204ZM213 194L211 193V194H208L207 196L208 197H210V200L215 196V195H213ZM220 195H222V194H220ZM245 195V196H246ZM34 196V195H33ZM54 196V195H53ZM56 196H57V194H56ZM81 196V195H80ZM95 196H97V195H95ZM115 196V195H114ZM116 196H118V195H116ZM137 196V195H136ZM139 196V195H138ZM138 196H137V198H138ZM144 196V195H143ZM175 196H176V194H175ZM196 196V195H195ZM245 196L243 197V198H245ZM37 197H39V196H37ZM44 197V196H43ZM55 197V196H54ZM75 197V196H74ZM91 197V196H90ZM102 197H104V195H102ZM16 198V197H15ZM51 198V197H50ZM57 198V197H56ZM72 198V197H71ZM81 198H82V196H81ZM105 198V197H104ZM194 198H196V197H194ZM194 198H193V200H194ZM263 198H264V196H263ZM31 199V198H30ZM55 199V198H54ZM53 199V200H54ZM58 199H60V198H58ZM65 199V198H64ZM70 199V198H69ZM78 199H80V197L78 198ZM85 199V198H84ZM88 199V198H87ZM91 199V198H90ZM99 199V198H98ZM140 199V198H139ZM160 199H162V198H160ZM160 199H158V198H156L154 195L149 199L148 198V200L147 201H143L142 203V205L136 210V211H134V212H132L131 214H127L128 216H126V219H124L123 220V222H121V224H123V229H124V236H126L127 237V239H125L124 238V241L126 242V241H128V236H129V233H130V230H134V231H139V230H141V229H145L146 228V216H147V211H153V212H155V213H157V216H154V217H159V221L160 222H162V228H164L165 230H172V228H170L171 227V221H172V217H173V215L175 216L176 214H177V207H176V205H174V203H172L174 200H172V199H169V198H164L165 200L164 201H160ZM192 199V198H191ZM216 199V198H215ZM260 199V198H259ZM262 199V198H261ZM32 200V199H31ZM38 201L39 200H41V199H37ZM42 200H45V198L44 199H42ZM41 200V201H42ZM47 200V199H46ZM45 200V201H46ZM52 200V201H53ZM68 200V199H67ZM67 200H65V201H67ZM72 200H73V198H72ZM92 200H94V199H92ZM101 201H102V199H100ZM107 200V199H106ZM105 200V201H106ZM135 200V199H134ZM240 199L239 198H236V201H239ZM35 201V200H34ZM41 201L40 202H38V204L40 205L41 204ZM45 201H43L42 203L43 204H46V203H44ZM48 201H49V197H48ZM48 201H46V202H48ZM98 200H96L95 202H97ZM109 201V200H108ZM108 201H106V202H108ZM110 201H113V200H110ZM181 200H179V202H180ZM188 201H192V200H188ZM17 202V201H16ZM32 202V201H31ZM49 202H51V201H49ZM49 202H48V204H49ZM56 204H57V202L56 201H54ZM54 202H53V204H54ZM62 202V201H61ZM64 202V201H63ZM80 202V201H79ZM103 202V201H102ZM135 202V201H134ZM194 202V201H193ZM260 202V201H259ZM27 203V202H26ZM36 203V202H35ZM78 203V202H77ZM88 203H89V201H88ZM91 203H94V202H92L91 201ZM114 203V202H113ZM120 203H121V201H120ZM188 203H190L191 205H194V204H192L191 202H188ZM197 203V202H196ZM19 204V203H18ZM28 204V203H27ZM38 204H36L37 206H39ZM43 204H41L42 206H43ZM53 204H52V206H53ZM56 204H54L55 206H56ZM61 204V203H60ZM66 203H62V205H65ZM70 204H72V203H70ZM80 205H81V203H79ZM86 204H87V202H86ZM110 204H112V203H110ZM20 205V204H19ZM18 205V206H19ZM24 205V204H23ZM22 205V206H23ZM35 205V206H36ZM89 205H90V203H89ZM103 205V204H102ZM112 205H114V204H112ZM32 206V205H31ZM36 206V207H37ZM49 206H51V205H49ZM49 206H43L44 207V209H43V207H42V210L43 211H46V208H48ZM72 206V205H71ZM70 206V207H71ZM83 206V205H82ZM87 206H88V204H87ZM99 206V205H98ZM132 206V205H131ZM41 206H39V207H37V208H40ZM46 207V208H45ZM61 207V206H60ZM63 207V206H62ZM66 207V206H65ZM74 207V206H73ZM90 207V206H89ZM88 207V208H89ZM106 207H108V206H106ZM33 208V207H32ZM50 208V207H49ZM52 208V207H51ZM50 208V209H51ZM75 208V207H74ZM87 208V207H86ZM110 208V207H109ZM108 208V209H109ZM119 208V207H118ZM20 209V208H19ZM24 209H26V207H24ZM53 210H54V208H52ZM51 209V210H52ZM105 209V208H104ZM8 210H9V208H8ZM27 210V209H26ZM30 210H32V209H30ZM42 210H40L41 211V213H42ZM58 210V209H57ZM65 210V208H63V210L62 211H64ZM103 210V209H102ZM106 210V209H105ZM10 211H11V213H12V209H11V205H10ZM22 211H24V213H26L25 212V210H22ZM40 211H39V215H40ZM49 211V210H48ZM96 210H94V212H95ZM104 211V210H103ZM109 211V210H108ZM113 211V210H112ZM115 211V210H114ZM117 211V210H116ZM16 212H17V210H16ZM20 212V211H19ZM28 212V211H27ZM54 212V211H53ZM65 212V211H64ZM63 212V213H64ZM67 212H68V210H67ZM70 212H73V211H70ZM85 211H83V213H84ZM91 212V211H90ZM93 211L91 212V213H94ZM98 212V211H97ZM125 211H123V213H124ZM236 211H234V213L232 214V217L233 218H235L236 220H237V215L236 214H238V213H235ZM8 213H9V211H8ZM13 213H15V212H13ZM12 213V214H13ZM18 213V212H17ZM30 213H31V211H30ZM75 213V212H74ZM78 213V215H79V212H77ZM90 213V215H92ZM99 213V212H98ZM100 213H102V212H100ZM111 214V212L109 211L108 213H106L105 214V216L107 215V214ZM118 213V212H117ZM16 214V213H15ZM15 214H13V217H15ZM33 214V213H32ZM43 214V213H42ZM87 214H89V213H87ZM5 215V214H4ZM8 215V214H7ZM21 215V214H20ZM28 215V214H27ZM38 215V216H39ZM65 215V214H64ZM67 215L69 216L70 215V213L68 214L67 213ZM76 215V214H75ZM95 215V214H94ZM94 215H92V216H94ZM25 216V215H24ZM23 216V217H24ZM32 216V215H31ZM43 216V215H42ZM66 216V215H65ZM73 216V215H72ZM77 216V215H76ZM80 216H82L81 214H80ZM79 216V217H80ZM89 217L90 218V216L89 215H85L84 214V217ZM104 216V217H105ZM113 216V215H112ZM121 216H122V214H121ZM21 217V216H20ZM29 217H30V215H29ZM48 217V216H47ZM67 217V216H66ZM83 217V216H82ZM107 217V216H106ZM105 217V218H106ZM114 217V216H113ZM123 217V216H122ZM125 217V216H124ZM10 218V217H9ZM16 218H17V216H16ZM19 218V217H18ZM18 218L17 219H15L16 221V224L18 223ZM26 218V217H25ZM34 218V217H33ZM81 218V217H80ZM88 218V219H89ZM153 218V217H152ZM240 218V217H239ZM3 219H5V218H3ZM6 219H8V218H6ZM5 219V220H6ZM23 219V218H22ZM27 219H29V218H27ZM35 219H37V217L35 218ZM35 219H33L34 220V222H35ZM44 219H45V216H44ZM67 219V218H66ZM76 219H78V217L76 218ZM84 219V218H83ZM83 219H81V221L83 220ZM87 219V218H86ZM118 219H119V216H118ZM123 219V218H122ZM4 220V221H5ZM14 220V219H13ZM21 220V219H20ZM19 220V221H20ZM32 220V219H31ZM91 220H92V218H91ZM95 220V219H94ZM96 220H99V219H96ZM107 220H109V219H107ZM111 220V219H110ZM114 220V219H113ZM7 221V220H6ZM5 221V222H6ZM60 221V220H59ZM87 221H89V220H87ZM87 221H85L86 222V224H87ZM100 221H101V225H102V221H103V219H100ZM9 222H12V221H9ZM28 222H30V221H28ZM46 222V221H45ZM45 222H43V223H45ZM61 222V221H60ZM83 222V221H82ZM92 222V221H91ZM91 222H90V224H91ZM105 222V221H104ZM154 222V221H153ZM2 223H3V225H2ZM22 223H23V221H22ZM26 223V222H25ZM38 223V222H37ZM43 223H42V225H43ZM92 223H95V222H92ZM97 223V222H96ZM263 223V222H262ZM15 224V225H16ZM40 224V223H39ZM38 224V225H39ZM70 224H71V222H70ZM98 224V223H97ZM97 224H95L96 225V227H98L97 226ZM100 224V223H99ZM98 224V225H99ZM104 224V223H103ZM107 224H110V223H108L107 222ZM177 224H179V223H177ZM14 225V226H15ZM19 226L18 227H20V226H22V225H20V222H19V224H18ZM26 225V224H25ZM24 225V226H25ZM41 225V224H40ZM39 225V226H40ZM41 225V226H42ZM76 225V224H75ZM92 225V224H91ZM90 225V226H91ZM94 225V226H95ZM111 225V224H110ZM10 227H12L13 228V226H11V225H9ZM71 226H72V224H71ZM82 226V225H81ZM88 226H89V224H88ZM93 226V225H92ZM107 226V225H106ZM153 226V225H152ZM151 226V227H152ZM156 226V225H155ZM9 227V228H10ZM26 227H27V225H26ZM25 227V228H26ZM32 227V226H31ZM50 227H52V226H50ZM101 227L102 226H100V231H102L101 230ZM103 227H104V225H103ZM182 227H184L185 229H188L189 228V225H184V224H181V226H180V229L182 228ZM12 228H10L11 230H12ZM21 228V227H20ZM105 228V227H104ZM107 228V227H106ZM105 228V230H107ZM109 228H110V226H109ZM8 229V228H7ZM36 229V228H35ZM72 229V228H71ZM92 229H94V228H92ZM91 229V230H92ZM99 229V228H98ZM180 229H177V230H180ZM6 230V229H5ZM9 230V229H8ZM10 230V231H11ZM17 230V227H16V229L15 230H12V232L13 233H16V232H18V230ZM23 230H25L24 228H23ZM88 230V229H87ZM89 230H90V228H89ZM4 231V230H3ZM10 231H7L6 230V234H9L10 235V233H7V232H10ZM14 231H16V232H14ZM21 231H22V229H21ZM36 231V230H35ZM37 231H38V229H37ZM50 231V230H49ZM92 231H94V230H92ZM96 231V230H95ZM100 231H97V232H100ZM22 232H24V231H22ZM22 232H21V235H22ZM57 232H59V231H57ZM88 232V231H87ZM105 233H106V231H105ZM115 233V232H114ZM5 234V235H6ZM19 234V233H18ZM18 234H16V235H18ZM92 234H93V232H92ZM95 234V233H94ZM93 234V235H94ZM12 235V234H11ZM15 235V236H16ZM20 235V236H21ZM23 235H25V233L23 234ZM84 235H85V233H84ZM104 235V234H103ZM114 235V234H113ZM1 236V235H0ZM106 236V235H105ZM186 236L188 237L189 236V234H188V231L186 230ZM2 237V236H1ZM1 237H0V258H1V260H2V263H9L10 264V261H9V258L10 257H7L6 255H7V252H8V250H9V254H11L12 252H11V249H8V247H10V245L8 246H5L4 247V245H3V243L2 242H4V240L3 239H1ZM11 237V236H10ZM17 237V236H16ZM15 237V238H16ZM53 237V236H52ZM61 237V236H60ZM89 237V236H88ZM3 238H4V236H3ZM81 238V237H80ZM103 238V237H102ZM238 238V237H237ZM11 239V238H10ZM13 239H14V237H13ZM20 239V238H19ZM18 239V241L20 242V240H22V236H21V239L19 240ZM86 239V238H85ZM100 239V238H99ZM104 239V238H103ZM106 239V238H105ZM104 239V240H105ZM177 239H178V241H182V242H184V240H186L185 239V237L184 236H182L181 234H180V232L177 234ZM26 240V239H25ZM33 240H34V238H33ZM33 240H32V242H33ZM120 240V239H119ZM17 241V242H18ZM88 241H90V239H88ZM98 241V240H97ZM96 241V242H97ZM16 242V241H15ZM14 242V240H13V242L11 243V246H12V244L13 243H15ZM16 242V243H17ZM19 242H18V244H19ZM24 242V241H23ZM29 242H30V240H29ZM43 242V241H42ZM48 242V241H47ZM69 242V241H68ZM25 243V242H24ZM59 243V242H58ZM71 243V242H70ZM74 243V242H73ZM104 243V242H103ZM21 244V243H20ZM19 244V245H20ZM27 244H31V243H27ZM35 243L33 242V245H34ZM37 244V243H36ZM35 244V245H36ZM52 244V243H51ZM86 244V243H85ZM18 246V245H17ZM32 246V245H31ZM31 246L29 247L30 248V250H32V249H34V248H32L31 249ZM34 247H36V246H34ZM68 247V246H67ZM11 248V247H10ZM19 248V247H18ZM29 248H27V250L29 249ZM64 249V248H63ZM52 250V249H51ZM14 251V250H13ZM34 251V250H33ZM36 251V250H35ZM65 251V250H64ZM67 252V251H66ZM78 252V251H77ZM113 252V251H112ZM68 253V252H67ZM77 254V253H76ZM83 254V253H82ZM38 255V254H37ZM78 255V254H77ZM69 256H72L71 254L69 255ZM32 257V256H31ZM12 258V257H11ZM16 258H17V256H16ZM20 258V257H19ZM19 258H17V259H19ZM35 259H37L36 257H35ZM63 259V258H62ZM61 259V260H62ZM193 259V255H190L189 257H187V258H185V261L187 262V261H190V260H192ZM13 260V259H12ZM40 260V259H39ZM42 260V259H41ZM67 260V259H66ZM101 260V259H100ZM21 261V260H20ZM20 261H19V263H20ZM36 261V260H35ZM63 261V260H62ZM12 262V261H11ZM13 262H14V260H13ZM16 263H17V261H15ZM14 262V263H15ZM25 262V261H24ZM23 262V260H22V262L21 263H24ZM39 262V261H38ZM34 263V262H33ZM13 264V263H12ZM31 264V263H30Z\"/></svg>",
    "mask_w": 264,
    "mask_h": 264
},
{
    "label": "crops",
    "instance_id": "crops-1",
    "mask_svg": "<svg viewBox=\"0 0 264 264\" xmlns=\"http://www.w3.org/2000/svg\"><path fill=\"white\" fill-rule=\"evenodd\" d=\"M169 1L171 0H80L74 15L77 23L79 22L76 32L81 33L77 41L78 43L81 42L80 39L84 35V32H86V35L91 33L93 36H96L97 31L100 29L101 31L106 29L107 32V29L112 27L114 21L115 28L123 26L127 29L151 26V24L144 21L147 19L151 21L152 17L159 24L160 22L165 24L167 14L159 13L157 9L159 6L165 7ZM221 1L223 2L221 7L223 6V8L232 11L240 20L248 23L255 21L264 26V0ZM217 2L220 3V0L178 1V3L184 5L186 8L191 9V14L193 13L192 17L196 16L197 12L203 7L206 8L208 7L207 5ZM111 11H114V13L108 18ZM71 18L72 16H67L63 20L51 24L46 29H40L36 33L32 32L33 34H28L31 31L26 25H11L9 21H0V76L15 74L22 69L21 67L30 68L33 65H39L43 60L50 59L47 57V53L52 55V57L55 54L58 55L59 52L57 51L56 44L58 42L63 43L60 41L62 35L61 28L67 27L68 23L72 20ZM130 20H133V22L128 23ZM88 28H91L90 31ZM16 31L18 33H15ZM116 34L117 32H115ZM125 35L127 33H124ZM85 38L88 42V36H85ZM19 39L22 40L19 41ZM98 41L100 42L99 39ZM223 221L224 209L219 207L208 212L199 220V225L206 223L209 225V230L207 237H205L204 242L200 245H194L195 235H190L189 239L193 252L199 253L203 251L230 231L229 226H226ZM169 256L173 262L179 259L178 252L176 253V251L170 253Z\"/></svg>",
    "mask_w": 264,
    "mask_h": 264
}]
</instances>
